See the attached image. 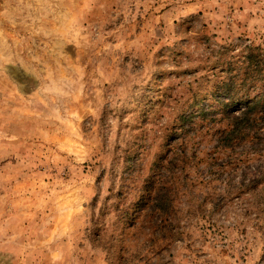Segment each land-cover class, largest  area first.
Segmentation results:
<instances>
[{"label": "rangeland", "instance_id": "374dc122", "mask_svg": "<svg viewBox=\"0 0 264 264\" xmlns=\"http://www.w3.org/2000/svg\"><path fill=\"white\" fill-rule=\"evenodd\" d=\"M252 49L264 0H0V264H264V154L196 114Z\"/></svg>", "mask_w": 264, "mask_h": 264}, {"label": "trees", "instance_id": "16d2710c", "mask_svg": "<svg viewBox=\"0 0 264 264\" xmlns=\"http://www.w3.org/2000/svg\"><path fill=\"white\" fill-rule=\"evenodd\" d=\"M243 65L246 66L238 74L225 77L221 87L217 89L216 95L223 99L218 103L220 108L208 107L196 114L202 116L199 127L209 124L208 122H224V129L217 131L221 135L219 145L228 149L230 154L248 144L250 148H242L238 156H250L253 153L260 158L264 154V53L259 49H252L244 57ZM234 108L237 110H233ZM219 111L222 113L220 119H217ZM237 111L239 113H235ZM179 130V146L182 147L185 145L187 131L182 124ZM175 156L178 161L184 158L178 153ZM247 183L248 185H241L242 192L248 187L264 186V166H258ZM145 201L143 198L141 204ZM139 207L137 211L140 210Z\"/></svg>", "mask_w": 264, "mask_h": 264}]
</instances>
